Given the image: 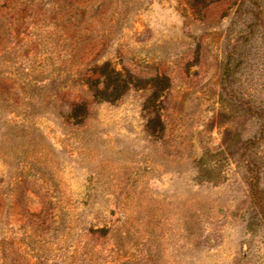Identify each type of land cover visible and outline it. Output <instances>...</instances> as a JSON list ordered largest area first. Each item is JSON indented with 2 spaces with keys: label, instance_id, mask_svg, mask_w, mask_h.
Returning a JSON list of instances; mask_svg holds the SVG:
<instances>
[{
  "label": "rangeland",
  "instance_id": "obj_1",
  "mask_svg": "<svg viewBox=\"0 0 264 264\" xmlns=\"http://www.w3.org/2000/svg\"><path fill=\"white\" fill-rule=\"evenodd\" d=\"M0 264H264V0H0Z\"/></svg>",
  "mask_w": 264,
  "mask_h": 264
},
{
  "label": "trees",
  "instance_id": "obj_2",
  "mask_svg": "<svg viewBox=\"0 0 264 264\" xmlns=\"http://www.w3.org/2000/svg\"><path fill=\"white\" fill-rule=\"evenodd\" d=\"M86 81L93 96L103 101L118 99L128 85L133 84L129 75L122 74L121 71L116 70L108 62L94 68L90 78H87Z\"/></svg>",
  "mask_w": 264,
  "mask_h": 264
}]
</instances>
